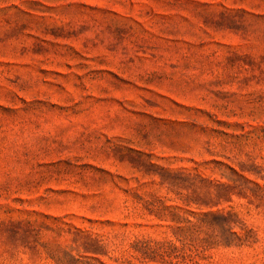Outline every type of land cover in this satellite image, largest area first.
Wrapping results in <instances>:
<instances>
[{"label":"rangeland","instance_id":"rangeland-1","mask_svg":"<svg viewBox=\"0 0 264 264\" xmlns=\"http://www.w3.org/2000/svg\"><path fill=\"white\" fill-rule=\"evenodd\" d=\"M0 264H264V0H0Z\"/></svg>","mask_w":264,"mask_h":264}]
</instances>
